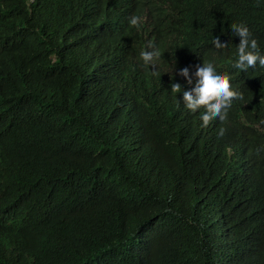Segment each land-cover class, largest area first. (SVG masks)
Listing matches in <instances>:
<instances>
[{"label": "trees", "instance_id": "1", "mask_svg": "<svg viewBox=\"0 0 264 264\" xmlns=\"http://www.w3.org/2000/svg\"><path fill=\"white\" fill-rule=\"evenodd\" d=\"M238 24L264 54V0H0V264H264V68L233 67ZM206 63L243 99L205 127L179 73Z\"/></svg>", "mask_w": 264, "mask_h": 264}, {"label": "clouds", "instance_id": "2", "mask_svg": "<svg viewBox=\"0 0 264 264\" xmlns=\"http://www.w3.org/2000/svg\"><path fill=\"white\" fill-rule=\"evenodd\" d=\"M140 22L139 16L133 15L129 18L130 27H139ZM231 29L234 36L240 37L236 51L238 58L235 59L233 67L248 70L249 68L254 69L259 64L260 67L264 68V54H261L258 41L253 37L250 29L244 24L233 25ZM213 45L216 49L227 47V44L221 42L218 36L213 40ZM161 55L159 50L142 51L139 58L143 60L145 65H150L154 64ZM195 67V86L193 72L189 66L181 69L179 73L187 78V86L182 92V101L185 107L193 113H198L205 127L215 121H224L233 101L242 100L243 94L233 90L229 77L224 74H217L212 63H206L202 66L196 65ZM180 88L179 83L171 84L172 91H177ZM222 134L223 129H221Z\"/></svg>", "mask_w": 264, "mask_h": 264}, {"label": "bare ground", "instance_id": "3", "mask_svg": "<svg viewBox=\"0 0 264 264\" xmlns=\"http://www.w3.org/2000/svg\"><path fill=\"white\" fill-rule=\"evenodd\" d=\"M116 30H118V29H116ZM116 33H117V32H116ZM116 35H117V34H116ZM120 36H122V37H123V35H121V34H120ZM118 38H119V37H118ZM123 38H124V37H123ZM123 38H122V39H123ZM121 41H122V40H121ZM121 41H120V42H121ZM121 43H122V42H121ZM149 50H151V49H149Z\"/></svg>", "mask_w": 264, "mask_h": 264}]
</instances>
